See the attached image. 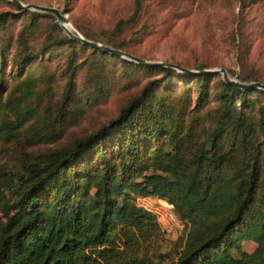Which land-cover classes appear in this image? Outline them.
I'll use <instances>...</instances> for the list:
<instances>
[{"label": "trees", "instance_id": "trees-1", "mask_svg": "<svg viewBox=\"0 0 264 264\" xmlns=\"http://www.w3.org/2000/svg\"><path fill=\"white\" fill-rule=\"evenodd\" d=\"M8 1L13 9L0 11V25L22 23L0 46V141L18 135L37 145L59 136L54 124L66 120L74 99L77 65L70 64L78 49L93 54L88 67L120 61L150 77L96 129L36 155L20 171L0 168V264H264V89H243L218 71L190 73L110 53L70 36L54 15L47 20ZM148 14L136 0L130 15L103 31L104 41L138 55L130 38L148 25ZM64 44L72 49L69 80L56 101L54 81L28 68ZM6 50L13 51L10 62ZM250 52V45L242 50L238 78L264 82ZM41 84L50 94L44 110ZM139 195L173 201L189 225L167 260L137 253L159 226L136 205Z\"/></svg>", "mask_w": 264, "mask_h": 264}, {"label": "rangeland", "instance_id": "rangeland-1", "mask_svg": "<svg viewBox=\"0 0 264 264\" xmlns=\"http://www.w3.org/2000/svg\"><path fill=\"white\" fill-rule=\"evenodd\" d=\"M23 1L58 6L81 33L85 30L93 37L91 39L106 43L103 31L111 29L119 18L130 15L135 9L136 0ZM143 1L149 9L148 25L139 32L136 30L134 37L130 38L138 55L154 60H184L188 63L205 61L212 64V68H229L230 75L238 77L237 73L241 70L239 57L242 50L250 45V58L257 59L264 73V0H243L244 4L243 1L241 4V0ZM6 9H13V5L8 0H0V11ZM30 10L38 11L47 20L49 15H54ZM21 23L16 18L10 22V28L0 25V46L7 43L11 33L18 31ZM130 36L129 33L127 37ZM6 51L10 62L13 51ZM71 51L67 44L58 45L50 52L44 51L42 58L28 68L35 77H49V81H54L57 93L53 99L56 101H62L66 96L69 76L64 74V70L70 62ZM92 57L90 50L78 49L75 62L70 64L77 65L74 99L70 104L67 103L68 110L64 112L66 120L54 124L56 130L60 128L58 137L37 145L26 143L18 135H10L13 138L10 141H0V168L4 172L20 171L30 165L36 155L69 143L76 136L86 134L113 118L150 77L144 69H125L120 61H111L108 66L99 68L88 67L85 61ZM152 74L158 75L157 72ZM42 85L38 88L45 95L40 107L44 110L50 94ZM54 112L57 114L56 110ZM180 220L182 226L168 231L156 218L159 226L145 240L142 239L138 255L157 260L165 255L166 260L173 257L178 244L186 237L189 226L186 221ZM245 247L254 249L255 243L246 242ZM116 264L123 262L117 260Z\"/></svg>", "mask_w": 264, "mask_h": 264}, {"label": "water", "instance_id": "water-1", "mask_svg": "<svg viewBox=\"0 0 264 264\" xmlns=\"http://www.w3.org/2000/svg\"><path fill=\"white\" fill-rule=\"evenodd\" d=\"M12 1L14 3H16L17 5L24 7V8H27V9H35V10H40V11L49 12V13L54 14L57 18L56 21L66 30V32L70 36H72V37H74V38H76L82 42L88 43L94 47H97L99 49L108 51L110 53L120 55V56H123L125 58L131 59V60L143 63V64L165 65V66L174 67V68H177L181 71H186V72H190V73H195V72L206 73V72L218 71V72L222 73L223 78L225 80L232 82V83L238 85L239 87H241L243 89H249V88H262V89H264V82L259 81V80L242 81L238 77H234V76L230 75V73L228 72L226 67H213V68L211 67V68H203V69L189 68V67L182 66L179 63H175V62H171V61L147 59V58L138 56L136 54H133L129 51H126L122 48H118V47L112 46L110 44L104 43L102 41H98L95 39L88 38L73 25V23L70 21L68 15H66V13L61 11V9L58 6L40 4V3H35V2H24L23 0H12ZM67 23H71L73 25V28L68 26Z\"/></svg>", "mask_w": 264, "mask_h": 264}, {"label": "built area", "instance_id": "built-area-1", "mask_svg": "<svg viewBox=\"0 0 264 264\" xmlns=\"http://www.w3.org/2000/svg\"><path fill=\"white\" fill-rule=\"evenodd\" d=\"M135 202L137 206L154 214L168 231H173L175 228L182 226L173 201L165 198H155L151 195H139L136 197Z\"/></svg>", "mask_w": 264, "mask_h": 264}, {"label": "bare ground", "instance_id": "bare-ground-1", "mask_svg": "<svg viewBox=\"0 0 264 264\" xmlns=\"http://www.w3.org/2000/svg\"><path fill=\"white\" fill-rule=\"evenodd\" d=\"M67 25L73 28V26L71 24L67 23Z\"/></svg>", "mask_w": 264, "mask_h": 264}]
</instances>
